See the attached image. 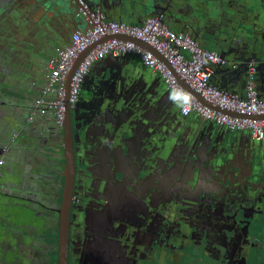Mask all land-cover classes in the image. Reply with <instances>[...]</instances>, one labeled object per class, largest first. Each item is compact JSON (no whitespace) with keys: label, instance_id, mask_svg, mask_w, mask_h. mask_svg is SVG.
Wrapping results in <instances>:
<instances>
[{"label":"flooded vegetation","instance_id":"flooded-vegetation-1","mask_svg":"<svg viewBox=\"0 0 264 264\" xmlns=\"http://www.w3.org/2000/svg\"><path fill=\"white\" fill-rule=\"evenodd\" d=\"M85 5L264 66V0H0V264H57L63 219L68 264H264V137L182 115L137 58L92 63L56 120L41 95Z\"/></svg>","mask_w":264,"mask_h":264},{"label":"built area","instance_id":"built-area-1","mask_svg":"<svg viewBox=\"0 0 264 264\" xmlns=\"http://www.w3.org/2000/svg\"><path fill=\"white\" fill-rule=\"evenodd\" d=\"M81 12L84 26L72 33L69 43L51 60L49 82L41 95L44 98L54 94L48 102L56 108L57 121L61 120L65 110L66 78L75 59L105 35H113L112 38L98 42L79 62L70 81L68 102L71 105L75 102L77 91L92 63L106 56L131 55L149 68L151 73H157L166 87L179 97V111L182 115L198 113L230 130H248L253 137H264V118L234 116L222 111L226 109L242 115L263 114L264 96H258L253 82L247 86L245 100L214 88L210 84L213 65L223 63L216 51L202 47L182 31L169 28L160 15L147 16L136 24L106 18L98 8L91 9L87 5L81 8ZM114 35L141 39L152 46L162 59L136 42ZM252 71L249 70L250 79L253 78ZM180 80L210 105L198 99Z\"/></svg>","mask_w":264,"mask_h":264},{"label":"water","instance_id":"water-1","mask_svg":"<svg viewBox=\"0 0 264 264\" xmlns=\"http://www.w3.org/2000/svg\"><path fill=\"white\" fill-rule=\"evenodd\" d=\"M81 29L80 25H76V29ZM116 37H121V38H125V39H129L132 40L134 42H136L137 44L143 46L144 48L155 52V54L162 59V56L157 53L155 51V49L150 46L147 42L138 39L136 37L133 36H127V35H114ZM113 35H105L104 37H102L100 40L94 42L92 45H90L87 49H85L84 51H82L78 57L75 59L69 73L67 74V78H66V97H65V102H66V109L67 111L70 113V111L72 110V106L71 104L68 102V98H69V89H70V81H71V76L73 75L76 67L78 66L79 62L84 58L85 54L91 50V48H93L98 42H101L107 38H112ZM221 59L227 62L228 65H230V69L229 70H224L225 65L224 63H218L213 65V72L211 74V79H210V84L226 93V94H230V95H235L237 97H239L242 100L247 99V86L249 85L250 82H253L254 84V89L256 91V93L258 94L259 97H263L264 96V66L263 65H259L258 63L255 65V71L257 73V77H253L252 79H250V73H249V66H246L245 68H241L240 64L241 62L237 61L236 58H232L229 57V55L227 54H223L222 52H220ZM136 59L134 57H132L131 55H119V56H107L105 58V60H101L98 61L96 63V67L97 69H102L104 66V63L107 62H112V63H132L134 62ZM243 62H247L246 60H243ZM107 70V68H106ZM105 70V71H106ZM104 71V73H105ZM134 74H136L139 78L143 79V78H150V76H154L157 77V73H151V70L149 68H145L141 70L136 71ZM87 78L90 80H93L94 82H97V80L95 78H92L89 74H87ZM223 81V82H222ZM86 81L84 80V83ZM181 84L188 89L190 92H192L198 99H200L202 102L206 103L207 105H210V103H208L207 101L203 100L201 98V96L192 88H190L186 83H184L182 80H180ZM82 89H86L83 87H81ZM88 95L86 94H81V98L84 99L85 97H87ZM20 100H23L24 103L21 106L22 108H24V106H26V99L21 98ZM84 108V107H82ZM85 109V108H84ZM223 112H226L228 114L234 115V116H244V117H249V118H253V119H261L264 118V113L263 114H245L242 115L238 112H232V111H228L226 109L222 110ZM78 136L79 134L77 132H74L73 135L70 132V139L71 141L74 139V141L76 143H78ZM73 155V152H72ZM65 218L67 219V212H66V216ZM68 245H69V234H68V230L67 227L64 224V219L61 222V226H60V230H59V239H58V258H57V264H68Z\"/></svg>","mask_w":264,"mask_h":264},{"label":"crops","instance_id":"crops-1","mask_svg":"<svg viewBox=\"0 0 264 264\" xmlns=\"http://www.w3.org/2000/svg\"><path fill=\"white\" fill-rule=\"evenodd\" d=\"M92 9L94 8V9H96L97 7H91ZM106 18H109V17H107V16H105ZM110 19H112V18H110ZM114 20V19H113ZM127 23H136V24H139L140 23V21L139 22H127ZM76 25H80L81 26V28L84 26V21H83V19L81 18L80 19V21H78V23L76 24ZM203 47V46H202ZM107 57V56H106ZM223 82V81H222ZM11 84V82H9V81H6V82H2L1 83V86H3L4 87V89H9V87H7L8 85H10ZM27 84H29V82L27 83ZM23 89V88H22ZM23 94H25L24 92H22ZM8 95V97L9 98H11V95H13V94H10L9 95V93H7ZM21 94V93H20ZM4 99H5V97H4ZM27 101V100H26ZM20 102H21V105H23V103H24V101L23 100H20ZM2 104H5V103H2ZM16 109V111H22V110H24V108H22V107H20L19 109H17V108H15ZM28 113V112H27Z\"/></svg>","mask_w":264,"mask_h":264},{"label":"bare ground","instance_id":"bare-ground-1","mask_svg":"<svg viewBox=\"0 0 264 264\" xmlns=\"http://www.w3.org/2000/svg\"><path fill=\"white\" fill-rule=\"evenodd\" d=\"M205 48V47H204ZM220 54V53H219ZM159 77V76H158ZM154 78V77H153ZM174 93V92H173Z\"/></svg>","mask_w":264,"mask_h":264},{"label":"rangeland","instance_id":"rangeland-1","mask_svg":"<svg viewBox=\"0 0 264 264\" xmlns=\"http://www.w3.org/2000/svg\"><path fill=\"white\" fill-rule=\"evenodd\" d=\"M56 256V255H55Z\"/></svg>","mask_w":264,"mask_h":264}]
</instances>
